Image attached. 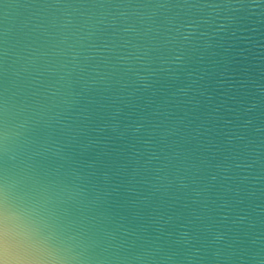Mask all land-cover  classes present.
I'll return each mask as SVG.
<instances>
[{"label":"water","instance_id":"1","mask_svg":"<svg viewBox=\"0 0 264 264\" xmlns=\"http://www.w3.org/2000/svg\"><path fill=\"white\" fill-rule=\"evenodd\" d=\"M0 264H264V0H0Z\"/></svg>","mask_w":264,"mask_h":264}]
</instances>
